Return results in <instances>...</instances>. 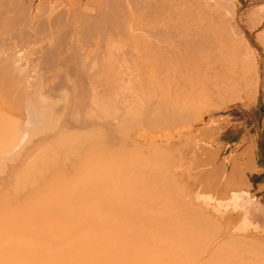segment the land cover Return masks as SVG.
Returning a JSON list of instances; mask_svg holds the SVG:
<instances>
[{
  "label": "bare ground",
  "instance_id": "6f19581e",
  "mask_svg": "<svg viewBox=\"0 0 264 264\" xmlns=\"http://www.w3.org/2000/svg\"><path fill=\"white\" fill-rule=\"evenodd\" d=\"M24 3L0 1V264H193L205 250L196 231H214L213 221L194 229L186 208L173 203L186 183L178 185L173 175L165 180L178 147L161 137L163 147L146 150L156 136L144 131L154 124H142L138 110L162 93L187 107L182 100L194 88L200 106L193 91L190 117L182 121L189 130L190 119L207 109V95L215 104L238 102L225 85L229 73L233 86L256 97L258 58L232 21L235 1L104 0L79 20L42 8L35 13ZM247 19L258 27L264 4ZM257 36L264 42V33ZM237 45L249 52L240 73L250 79L234 85L238 72L227 68L235 66ZM213 84L215 93L207 94ZM245 193L232 201L251 222ZM239 240L200 264H264L262 251L249 253Z\"/></svg>",
  "mask_w": 264,
  "mask_h": 264
},
{
  "label": "rangeland",
  "instance_id": "374dc122",
  "mask_svg": "<svg viewBox=\"0 0 264 264\" xmlns=\"http://www.w3.org/2000/svg\"><path fill=\"white\" fill-rule=\"evenodd\" d=\"M102 1L104 0H98V2L97 0H25L24 6H31V5L34 6L35 13L36 11L39 12L41 8H42L41 10H43L44 12L48 14H52V15H54V13L56 12L62 15L65 12L64 14L68 13L66 14L68 16H71V17H73V15L75 17L77 16V19L79 20L80 17L83 18L85 17V14H89L86 12H90V10H92L95 14L96 10L98 8L100 9V6L98 7V3ZM234 1L237 7L235 8L236 9L235 17L234 19H232V21L234 20L238 29L241 32H243L244 37L247 38V40L250 42V46H251L250 49L256 52L257 58H258L257 63L259 66L258 70L260 73L261 68H262L263 55H264V49H263L264 42H262L261 40H258L259 43H262V46H260L255 41V37H256L255 31L254 29L248 30L246 26L248 25L250 26V24H247L246 22H248V19H247L248 12L255 6H259L263 1L262 0H234ZM99 5H102V3ZM66 15H64V17ZM89 15H93V14H89ZM227 16L229 17L228 14ZM84 19H82V21ZM258 29H264V23L261 26H259ZM226 44L227 46H229L230 43L228 44V41H226ZM230 47L233 48V46H230ZM236 47H237L236 51L232 53V56H235V58H232V59L236 67L234 66L232 68L231 66H229V68H227L229 70V71L227 70V73L231 72L230 70H232L233 72L234 69L236 70L235 72H238L237 74L235 73L236 75L235 77H238V78H234L232 81L234 85L236 84L238 85V83H235V81L238 82L240 79L242 80L244 79L243 81H245V79L246 80L250 79V77L246 78L248 76L243 77L244 75L243 73L246 71V69L244 68H246L248 65L247 60L245 59L246 58L245 56H248L249 52L244 46L241 47V45H237ZM230 54H228L229 55L228 57L231 58L232 56ZM237 56L239 57L242 56L244 58L241 57L239 59L238 57V59H236ZM237 60H241V61L237 62ZM237 63H239L238 64L239 66L237 65ZM211 69H212L211 72L209 70L207 73L208 78H210L211 77L210 75L211 74L213 75V72H215V69H213V67ZM241 69L245 71L243 72ZM239 73H240V76H239ZM229 74H227L228 77L225 80V82H228V83H225V85H227L228 87L230 86L231 90L233 89L232 90L233 92L236 91L235 93L240 97V99L237 100L238 102H235V100L231 101V103L228 102L227 104H221V103L216 102L220 106L219 107L217 104L214 103V100L208 97L210 95H207V104L204 105V106H207V109L202 110L201 116H193L190 119L191 124H190L189 130H188L189 125L182 121L190 117L189 108H190L191 102L189 101H193L194 99L193 97H195L194 95H196L197 94L196 92H198V90H194V88L189 92L190 96L189 94H185L184 96V97H187L188 95L189 98L184 99V97H181L182 95L179 96V99L181 98V99H184L182 101L186 100L185 102H188L186 103L187 107H183V108L175 107L177 103H180L178 101V98L175 97L173 98V100L167 102L166 101L167 97L165 96L166 94L162 93L157 97L151 96L149 99L143 100L142 102L144 101H147V102H145L144 104L142 103L141 106H139L140 110H138L139 116H142V124H148V125L154 124L152 125L154 127H149L148 129L145 128L144 133H146L147 135L153 134L154 136H156V140L150 143L149 142L145 143L146 146H144L145 145L144 142L140 140V142L143 143L144 148L146 147L145 148L146 150L148 149L151 150L150 148H152L154 144L156 145L159 144L157 145V147L158 146L163 147L164 145L161 144L162 143L161 137L170 138L169 142H173V144H175V147H178L174 149L176 155L175 153H173V158H175L177 161L175 159H171L173 161L174 160L176 161L175 164L177 163V166H174V162L172 161V163L169 165V168H172L170 169L172 174L171 176H169L168 172L165 173L167 175L166 177H168L165 180L167 181L168 179L170 180V178L172 179L176 177L175 178L176 180L174 179L173 181L180 182V184H178L177 182L178 185H182L183 182L184 183L186 182V183L183 184L185 187L179 186L183 188L182 192H184L183 195H178L179 199H177V196H173L175 195L173 193H172L173 195L172 194L170 195V196H173L172 198L173 203H175L176 206L178 207L180 206L181 209H183L182 207L186 208L182 210L183 215L185 216V218H187V220H189V222L192 224L194 229L207 226L206 223H209L210 220L213 221V223L210 222L211 224H209V226L210 225L213 226L210 228L214 231L209 232L207 230H203V228L200 229L199 231L202 230L206 232L199 233L198 231H196L198 234L204 235L203 237H200V238L198 237L197 233H194V235L197 234L196 237L201 239L200 242H202L201 244L203 248L205 249L203 250L200 257H198L197 260L194 261L195 264H197L198 262H199L198 264H200L202 261H204L205 257L207 258L210 256V254H213L215 252V249H218L226 245L227 243L229 244L230 242L239 240V239H240L239 241H242V243L243 242L246 243L245 248L249 253L252 250L253 252H256V253L251 252L252 254H258L259 250L262 251L263 253L261 252L262 253L261 257L257 255L255 256V258L260 257L259 258L260 260L261 259L264 260V223H262V221L258 219L256 210H254L255 200H256L257 182L261 178L258 175L256 176L251 175V172L253 171V168L251 166V161L253 159V151L251 150L249 143H247V140H246L251 130V123H252L251 106H252V97H254V95H252L251 97V94L250 92H248L247 87L246 89L245 88L240 89L241 86L240 87L233 86V84H231V81L228 80V78L231 77L229 76ZM246 75H248V72ZM243 81H239V83L240 82L243 83ZM217 84L218 83H216V85ZM221 84H224V82ZM242 85L247 86V84L245 85L242 84ZM227 86H225V88L229 89ZM216 87L214 85L213 87L211 86L209 88L210 90L207 89V92H208L207 94L211 93L210 91H213L215 93ZM193 91L196 94H193ZM249 95L250 97L247 98ZM199 96L200 95L196 96V98ZM191 98L193 99L191 100ZM241 98H243V100ZM199 99L200 97L197 98V101H195L196 104L194 103V105L196 106L195 108H197L198 105L200 104ZM201 100L203 102V99ZM208 100H212L210 101L211 104L208 103ZM194 105L192 103L193 108H194ZM196 117L198 118L200 117V118L198 119ZM244 132H246L247 136L242 135L244 134ZM188 133L191 134L193 140L190 138H188V140L186 139L188 136ZM135 137H136L135 135L132 137L133 140H135L134 139ZM136 138H138V135ZM239 138H240L239 141H233V140H238ZM203 140L204 142H198V141H203ZM135 141H139V138ZM194 141L195 142L197 141V142L195 143ZM187 144L189 148L187 147ZM192 144H193V147L189 146ZM207 144H209L210 146ZM166 148L169 149L168 147ZM147 153L152 154V151L151 152L148 151ZM69 162H72V161H69ZM67 169L70 170L69 168ZM170 170H167V171H170ZM67 173H70V171H68ZM172 175L175 177H173ZM166 177L164 175V178ZM173 181L171 180V182L169 183L167 182L169 184L168 186H170V188H172L174 192L179 194L177 192L178 191L177 189H180V188H178L177 187L178 185L175 183L176 188H177L175 189L174 187L175 185H173L174 184ZM235 182H236V185H234ZM238 183H240L239 184L240 186L237 185ZM166 186L167 185H164L163 187L166 188ZM233 188L235 190H233ZM245 191L247 193H245ZM237 192H244L250 199L252 198L251 204L249 207L250 208L249 214H248L251 222L245 219L244 209H241V208L235 209L234 207L232 196L233 194ZM176 206L174 205L175 208H177ZM191 209L195 211V212H192V215H195V217L197 218H192L193 216L191 214L190 215L192 217H190L188 213L189 211H192ZM184 210L188 211V213L185 212ZM239 214H241L242 216H240ZM184 216H182L183 220L185 219ZM198 218L199 220L197 221ZM207 218H210V220H207ZM214 218L216 221H214ZM192 219L193 220L195 219V220L193 221ZM202 219H205V222ZM189 222H186L185 224L187 225ZM190 223L188 225H190ZM214 223H218L216 224L218 226L214 225ZM195 225H197V227H195ZM192 226L190 225L191 228L187 226L190 230H188V228L185 226V228L188 230V233L193 232L191 230ZM217 228H220L221 230L220 231L219 229L216 230ZM215 231H218V232H215ZM210 233L212 234L209 236ZM214 235H217V236H214ZM198 238H196V240H198ZM239 241H236V242H239ZM239 244L237 243V245ZM254 248H258L257 251ZM201 258L203 260H201ZM206 258L205 260L207 261L210 259V258L208 259Z\"/></svg>",
  "mask_w": 264,
  "mask_h": 264
},
{
  "label": "crops",
  "instance_id": "0c3cea01",
  "mask_svg": "<svg viewBox=\"0 0 264 264\" xmlns=\"http://www.w3.org/2000/svg\"><path fill=\"white\" fill-rule=\"evenodd\" d=\"M261 4H264V0ZM264 23V20L259 25L261 26ZM258 26V27H259ZM248 30H253L254 28H250V26H246ZM257 29L255 31L256 37L255 41L262 46V43H259L258 40H261L258 34H262L264 29ZM262 41V40H261ZM264 49V45H263ZM258 91L255 98H252V106H251V113H252V123H251V130L249 136L247 137V143L251 150L253 151V159L251 161V166L253 171L251 175L253 176H260V180L257 182L256 188V200H255V207L258 219L264 223V55L262 61V68L258 76ZM247 136L246 132L244 134ZM233 140V141H239ZM258 199V200H257ZM258 201V202H257ZM263 203V204H262ZM257 206V207H256ZM260 214V215H259Z\"/></svg>",
  "mask_w": 264,
  "mask_h": 264
}]
</instances>
